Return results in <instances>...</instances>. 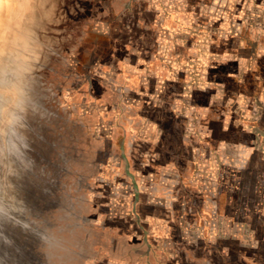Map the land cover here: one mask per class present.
I'll list each match as a JSON object with an SVG mask.
<instances>
[{"label": "rangeland", "instance_id": "obj_1", "mask_svg": "<svg viewBox=\"0 0 264 264\" xmlns=\"http://www.w3.org/2000/svg\"><path fill=\"white\" fill-rule=\"evenodd\" d=\"M0 264H264V0H0Z\"/></svg>", "mask_w": 264, "mask_h": 264}, {"label": "water", "instance_id": "obj_2", "mask_svg": "<svg viewBox=\"0 0 264 264\" xmlns=\"http://www.w3.org/2000/svg\"><path fill=\"white\" fill-rule=\"evenodd\" d=\"M1 70H3V69L1 68ZM24 91L27 93V95H29L30 88H27V90H24ZM20 96H22V98H23L22 94H20ZM20 103H21V100L19 101V105H20ZM120 148H121V152H122L121 156H122L123 160L125 161L126 173L131 178L132 184H133V190H134V195H135V201H134V207H133L134 213L136 214L137 217H139L138 213L136 212V206L139 203L140 198H141V188H140V184H139V181H138L136 175L131 172V164H130V161H129V158L127 155V151L125 148V137L120 142Z\"/></svg>", "mask_w": 264, "mask_h": 264}, {"label": "bare ground", "instance_id": "obj_3", "mask_svg": "<svg viewBox=\"0 0 264 264\" xmlns=\"http://www.w3.org/2000/svg\"><path fill=\"white\" fill-rule=\"evenodd\" d=\"M12 65L8 67V69H12L14 66H16L15 68H17V77L15 79V81H8V83L6 84V86H10L9 88H12L14 90L17 91L18 95L22 94L24 96V90H26V86H27V81L25 79V77L22 75V68L25 67V63L20 62L18 59H16V57L12 56ZM7 69V70H8ZM24 89V90H23ZM19 101L20 99L16 98L15 101V108L18 109L19 106Z\"/></svg>", "mask_w": 264, "mask_h": 264}, {"label": "crops", "instance_id": "obj_4", "mask_svg": "<svg viewBox=\"0 0 264 264\" xmlns=\"http://www.w3.org/2000/svg\"><path fill=\"white\" fill-rule=\"evenodd\" d=\"M165 26V24H163V27ZM211 213V212H210Z\"/></svg>", "mask_w": 264, "mask_h": 264}, {"label": "flooded vegetation", "instance_id": "obj_5", "mask_svg": "<svg viewBox=\"0 0 264 264\" xmlns=\"http://www.w3.org/2000/svg\"><path fill=\"white\" fill-rule=\"evenodd\" d=\"M163 138V137H162ZM162 141H163V139H162ZM160 146H161V144H160Z\"/></svg>", "mask_w": 264, "mask_h": 264}]
</instances>
